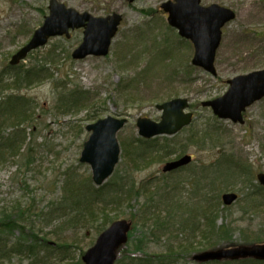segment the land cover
Segmentation results:
<instances>
[{
	"label": "rangeland",
	"instance_id": "obj_1",
	"mask_svg": "<svg viewBox=\"0 0 264 264\" xmlns=\"http://www.w3.org/2000/svg\"><path fill=\"white\" fill-rule=\"evenodd\" d=\"M56 1L80 14L107 17L115 13L122 20L104 58L71 59L83 37L82 30H75L69 39H51L19 64L29 69L55 55L52 64L46 65L52 81L20 92L33 99L34 114L27 124L29 141L22 156L0 166V219L22 214L26 228L27 238L13 231V244L20 239L36 244L40 256H47L45 264H76L98 235L121 219L132 223L124 254L140 259L153 255L157 262L164 259L163 264H196L191 257L205 251L263 244L264 187L256 176L264 174V98L245 109L242 124L220 120L201 104L225 95L229 81L264 70V0H201L203 7L231 14L221 27L212 72L191 63L192 45L167 26L161 5L172 0ZM49 2L0 0L2 84L13 82V72L9 74L13 79L8 77L9 61L41 26ZM73 90L84 95L76 98L70 94ZM173 99L187 100L194 115L173 146L181 149L190 133L196 138L204 130L209 133L207 139L202 143L188 139L184 153L163 159L154 152L142 162L128 157L127 149L134 152L133 142L142 140L136 121L158 122L161 113L155 106ZM109 116L125 118L127 123L117 134L119 162L104 184V193L118 177L124 184L131 183L135 194L119 195L106 206L97 198L91 201L92 190L102 187L93 185L89 166L79 163V158L89 137L85 127ZM162 137L155 138L159 149ZM122 150L127 152L123 155ZM184 155L192 157L186 168L162 172L166 163ZM233 166L238 168L236 177L227 178ZM192 178L198 180L193 186ZM165 184L174 187V192L162 198L159 194ZM152 194L157 203L152 202ZM222 195L236 199L224 205ZM64 196L76 203L86 197L90 207L59 217L55 209L60 201L65 205ZM220 226L223 234L217 235ZM2 264H29V260L17 256Z\"/></svg>",
	"mask_w": 264,
	"mask_h": 264
},
{
	"label": "water",
	"instance_id": "obj_2",
	"mask_svg": "<svg viewBox=\"0 0 264 264\" xmlns=\"http://www.w3.org/2000/svg\"><path fill=\"white\" fill-rule=\"evenodd\" d=\"M127 1L132 3L135 0ZM161 8L168 13L167 21L171 27L178 30L179 36L192 42L194 47L192 64L212 72L215 53L220 44L221 27L230 19L231 14L215 7H202L200 0H173L164 3ZM48 9L49 15L43 25L33 33L30 41L12 56L11 66L18 65L30 52L45 46L49 38L63 35L68 38V30L80 28L84 29L83 42L74 51L73 58L107 55L111 40L121 22L118 14L106 18H94L87 13L79 14L73 9L66 8L56 0H50ZM228 84L229 89L223 97L204 102L202 106L210 107L213 114L220 119L242 123L241 112L264 97V70L237 77ZM187 108L188 101L185 99H175L156 106L157 110L162 111L160 122L138 119L136 123L138 135L144 139L175 135L192 121V114L184 112ZM125 123L126 119L107 117L86 127V131L91 134L83 144L79 162L90 166L92 182L97 187L111 176L118 163L120 148L116 136ZM191 161L190 156H184L166 164L163 172L167 173L187 166ZM257 179L260 185L264 186V174L258 175ZM235 199V195L222 197L225 205H230ZM129 228V224L125 221L113 223L81 258L82 262L113 264L117 249L127 240ZM244 258L264 261V245L207 251L195 255L192 259L206 263Z\"/></svg>",
	"mask_w": 264,
	"mask_h": 264
},
{
	"label": "trees",
	"instance_id": "obj_3",
	"mask_svg": "<svg viewBox=\"0 0 264 264\" xmlns=\"http://www.w3.org/2000/svg\"><path fill=\"white\" fill-rule=\"evenodd\" d=\"M54 58L55 55L51 54L47 60L43 61L44 64H41L39 66L32 65L29 69L21 68V66H17L15 68L8 67L9 70H15L16 72L14 74V79L13 76H9L8 74V77L13 79V82L9 84L7 83L2 84L4 78H2V76L0 75V166L8 160H14L17 157L22 156L21 152L23 150L26 141L29 139V133H30L29 129L31 128L27 124L31 123L30 120L32 118V115L34 114L32 112L33 99L29 98L28 96L26 97L24 95H21L20 92L23 89H28L34 84H42L43 82L52 81L53 74L49 73L46 65L47 63L52 64ZM35 73L37 74V76H35L36 75ZM12 85H14L13 88H11ZM70 94H75L77 96L76 98H79L80 96L84 95L83 93L77 90L71 91ZM182 133L183 131L171 139H167L163 137L162 138L164 139L163 144L160 146V149L162 148L163 151H160V149L157 147L158 144L155 141L158 139H154L152 141L138 140L139 141L138 143L133 142V146L131 148L132 151L134 152L131 153V150L127 149L128 152L130 151L129 152L130 155L128 157H133V159H135L136 161L142 162V160L146 156L152 155L153 152L157 154V157L159 159H163L164 158L163 156H169L176 153H184V150L187 149V147L189 146V145L186 146V143L189 142L188 139L195 138L193 136V134L195 133H190V136H188L185 141V146L182 147L181 149H177L176 147H174L177 145L174 144L173 146L172 142L179 140V136ZM197 135L195 139L202 143L205 139H207V137L205 136H208L209 133L204 130L202 131V133H199ZM126 152L122 150L123 155ZM239 167L242 169L240 165ZM237 171L238 168L234 167L233 174H227L226 175L227 178L229 177L233 178V175L234 177H236L235 172ZM192 180H193L192 186L193 184H197L198 180L196 178H192ZM112 184L113 185H111L109 189H107L106 193H104V190L106 188L105 186H103L102 189L100 190H92L93 194L89 196L91 201L95 202V198H97L98 200L102 201V204L107 206L111 201L115 202L116 200H118L119 198L117 196L119 195L125 193L135 194V187L131 183H128L129 185L122 183L120 180H118V177H114ZM65 185L66 183L61 187V189H63L64 187L63 192L66 190ZM211 185L212 184H208L207 186H211ZM173 188L174 187H170L165 184L161 189L159 197L164 198L166 197V195L169 196L170 193L174 192ZM198 192L199 191H197V193ZM77 195L78 194L76 193L73 195V197H76ZM207 195L208 194H205L204 197H207ZM105 196H107V199H105ZM174 197L171 200L172 202L175 201ZM247 197L249 199L251 195L248 193ZM85 198L86 197L81 198V201L76 203L75 200H73L72 202L70 196H64L63 201L65 205H62L60 201L59 206L55 209L56 215H58L59 217L63 216L65 218L69 215L70 211H73L74 209L80 211L88 209L90 207L91 202L89 200H85ZM154 198H155V194H152L151 196V199L153 200L152 202L157 203V200L154 201ZM92 205L94 204L92 203ZM21 216L23 215L20 214L18 218H14V219H11V217L4 216L2 219H0V264H2L3 262H5V260H8L11 257H17V256H23L27 258L29 260V264H45L44 259L47 256H42V257L40 256V253L37 252L36 244L34 243L25 244L21 239L17 243L13 244L10 235L15 230H19L22 233V235L27 238V234H24L26 228L24 227V221L22 220ZM72 218L73 217H71L68 220V223L71 222ZM222 227L223 226H220L218 228L217 235L223 234ZM43 242L45 241H42V243ZM66 245L67 244H63L65 249H67L68 247ZM253 245H257V244L254 243ZM63 246L57 248H62ZM158 259H160V257H158ZM124 260L126 261L123 262ZM164 261H165L164 259L163 260L161 259L159 262H157L156 258L153 255L146 254L144 259H140V258L132 259L130 257H124V258L122 257L118 262H116V264H163ZM76 264H82V263L79 260ZM164 264H171V262H165ZM213 264H264V263L257 262L253 259H240L234 262L223 261Z\"/></svg>",
	"mask_w": 264,
	"mask_h": 264
},
{
	"label": "bare ground",
	"instance_id": "obj_4",
	"mask_svg": "<svg viewBox=\"0 0 264 264\" xmlns=\"http://www.w3.org/2000/svg\"><path fill=\"white\" fill-rule=\"evenodd\" d=\"M171 2H172V1H171ZM48 7H49V5H48ZM48 7H47V8H48ZM48 15H49V9H48ZM48 15H47V16H48ZM47 16L44 17V20H45V18H46ZM44 20H43V21H44ZM166 22H167V26L170 28V25H169V23H168V21H167V15H166ZM37 29H38V28H37ZM37 29H36V30H37ZM36 30H35V31H36ZM117 31H118V29H117ZM116 34H117V32H116ZM116 34H115V36H116ZM32 35H33V34H32ZM177 35H178V34H177ZM115 36H114V37H115ZM178 36H179V35H178ZM31 37H32V36H31ZM31 37H30V39H31ZM114 37H113V38H114ZM113 38H112V40H113ZM30 39H29V41H30ZM112 40H111V41H112ZM29 41H28V42H29ZM28 42H27V43H28ZM27 43H26V44H27ZM26 44H25V45H26ZM25 45H24V46H25ZM24 46H23V47H24ZM79 46H80V45H78V46H77V47L71 52V59H73V60H75V61H80V60H83V59H85L86 57H89V56H90V55H88V56H86V57H84V58H81V59H74V58H73V53H74L75 50L78 49ZM23 47H22V48H23ZM16 53H17V52H16ZM16 53H15V54H16ZM15 54H14V55H15ZM107 54H108V53H107ZM106 56H107V55H106ZM106 56H105V57H106ZM191 63H192V60H191ZM11 67H12V68H15V66H11ZM11 72H13V75L16 73L15 70H9L8 74H10ZM35 74H36V73H35ZM35 76H37V74H36ZM228 85H229V84H228ZM228 89H229V87H228ZM255 102H257V101H255ZM253 103H254V102H253ZM253 103H252V104H253ZM252 104H251V105H252ZM246 108H247V107H246ZM246 108H245V109H246ZM245 109L241 112V117H242V119H243L242 114H243V112L245 111ZM136 123H137V121H136ZM136 127H137V126H136ZM88 133H89V136H90L91 133H90V132H88ZM137 133H138V128H137ZM177 134H178V133H176V134L173 135V136H167V137H169V138H173V137L176 136ZM88 138H89V137H88ZM87 140H88V139H87ZM87 140H86V141H87ZM86 141H85V142H86ZM85 142H84V143H85ZM82 150H83V147H82ZM81 152H82V151H81ZM119 155H120V154H119ZM80 156H81V153H80ZM79 159H80V158H79ZM118 162H119V160H118ZM170 163H171V162H170ZM81 164H82V163H81ZM166 164H168V163H166ZM116 165H117V164H116ZM112 175H113V174H111V176L108 177V178L105 180V182L101 185L102 187H103L104 184L108 181V179H110V178L112 177ZM94 186H95V185H94ZM95 187H97V186H95ZM98 188H99V186H98ZM200 264H202V263L200 262Z\"/></svg>",
	"mask_w": 264,
	"mask_h": 264
}]
</instances>
